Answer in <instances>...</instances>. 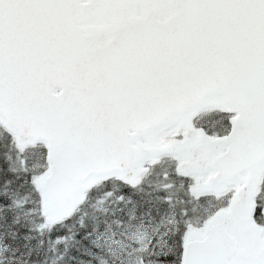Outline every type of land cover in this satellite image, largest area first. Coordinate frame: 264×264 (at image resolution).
I'll list each match as a JSON object with an SVG mask.
<instances>
[{"label":"snow or ice","instance_id":"snow-or-ice-1","mask_svg":"<svg viewBox=\"0 0 264 264\" xmlns=\"http://www.w3.org/2000/svg\"><path fill=\"white\" fill-rule=\"evenodd\" d=\"M0 264H264V0H0Z\"/></svg>","mask_w":264,"mask_h":264}]
</instances>
